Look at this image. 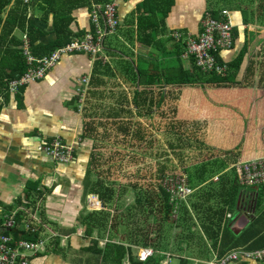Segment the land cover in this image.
Here are the masks:
<instances>
[{"label":"crops","instance_id":"0c3cea01","mask_svg":"<svg viewBox=\"0 0 264 264\" xmlns=\"http://www.w3.org/2000/svg\"><path fill=\"white\" fill-rule=\"evenodd\" d=\"M93 2L72 13L74 20L69 28L74 34L83 30L84 34L91 33L95 37L96 30L101 29L103 37L96 53L66 54L43 79L23 85L15 93L9 91L8 81L6 89L0 92L1 214L8 216L20 206L32 208V211L37 209L41 223L45 225L34 238L46 240L45 250L31 257L29 264H97L98 258L86 248L102 236L98 235L97 226V229L92 228L91 235L85 231L98 216L94 212L102 208L98 192L116 186L143 187L140 179L145 180L146 176L150 179L149 173L165 166L164 162H159V157L166 156L167 151L161 148L158 153L147 154L146 149L152 148L146 144V138L149 131L155 129L157 133L162 132L168 144L176 142L165 132L166 107L170 109V120L175 121L172 131L179 135L190 129L207 148H202V157L194 162L189 160L185 166H167L171 174L183 172L187 175L185 169L192 171L203 163L210 164L214 172L207 181L195 183L191 197L197 198L194 194L199 187L208 183L214 185L215 192H200L196 194L200 200H196L214 208L211 213L224 208L221 227L228 224L234 239L239 242V247L232 251L246 250L245 247L256 240L261 243L249 251L263 249L264 184L240 188L233 165L264 156V0H173L161 30L151 34L145 31V36L137 35L135 26L134 6L141 0H117L120 24L113 32L105 29L101 12H98V22L93 21ZM206 12H217V20L228 19L232 34L236 33V39L232 35V48L222 52L219 60L225 64L236 61L242 46L248 42L238 69L231 71L227 67L224 78L229 73L233 78L207 86L205 95L197 87L187 88L188 91L182 93L183 87L139 85L138 70H142L147 78L151 64L162 65L171 57L184 70L190 69L193 60L182 57L183 39L199 33ZM26 18L44 33L37 44L45 45L56 39L51 31V16L43 21L40 13L28 5ZM175 31L182 34V40L175 41L171 37ZM11 36L21 41L22 48L25 36L29 45L26 34L18 29L14 28ZM76 38L73 36L71 41ZM145 39L149 44L144 43ZM82 78H87V82L79 84ZM78 86L82 88L80 93H76ZM151 89L155 90L151 93ZM169 89L175 93L170 100L167 98ZM143 92L146 100L140 98ZM148 100L163 104L150 111ZM196 100L204 112H198L188 123L184 120V106L199 110ZM136 101L137 108L134 107ZM155 113H158L159 124H165L163 129L158 125L157 129L151 128L150 117ZM187 127L189 129H184ZM56 138L74 147L73 159L68 164L53 162L37 151L41 143ZM234 149L235 160L228 162L222 154ZM144 155L152 157V165H148ZM220 157L224 160L215 162ZM211 181H217V184ZM241 192L245 204L238 213L235 207ZM30 194L34 202L31 207ZM94 201H98L99 208L91 207ZM210 201L213 203L209 204ZM233 210L236 211L234 218ZM17 214L19 219H16L23 225L27 214L22 211ZM98 223L100 227L101 221ZM78 228L84 230L83 236L76 235ZM50 231L57 232L58 237L48 238ZM93 232L100 239L93 237ZM11 234L14 236L13 231ZM220 234L221 231L219 237ZM62 238L66 245L61 244ZM244 241L248 242L243 245ZM207 242L210 250L213 243L216 249L210 253V261L218 256L220 243L219 238ZM228 264H264V260H237Z\"/></svg>","mask_w":264,"mask_h":264},{"label":"trees","instance_id":"16d2710c","mask_svg":"<svg viewBox=\"0 0 264 264\" xmlns=\"http://www.w3.org/2000/svg\"><path fill=\"white\" fill-rule=\"evenodd\" d=\"M91 1L103 3L109 0H28V3L26 4L23 3L22 0H0V92L3 89H6L8 81L20 78V76L24 74L23 72L27 68L25 58L22 54L23 48L21 41L11 36L14 28L26 34L29 42L30 53L32 56L42 57L48 55L59 47L68 44L72 40L71 38L73 36H75L76 38L84 34L83 30L74 34L70 30L69 26L74 20V18L72 17V13L77 10V8L90 4ZM10 3L12 4L10 5ZM172 3L173 0H141V3H136L134 7L136 11L135 26L137 35L139 33V35L145 36V31H148L149 34H151L156 33L157 30H161L159 28L163 26V21L170 10ZM28 5L32 6L38 13H40V18L43 21H47L49 16L52 17L51 31L56 35L55 40L45 45L36 43V41L40 37H42L44 33L34 25L31 19L27 20L26 15ZM210 15L212 18H219V14L217 12H210ZM157 21L159 22L157 23ZM247 32L248 31L245 30V34H247ZM232 35H234L233 39H236L235 31ZM144 43L149 44V40L145 39ZM247 43L248 42L246 41V43H244V45L242 46L241 52L236 56V61L226 63L228 69H230L231 71H236L241 59L245 57L244 55L247 50ZM193 64L194 63L192 61V66L190 67V69L184 70L180 65H177V62L173 57L168 58V60L162 65L151 64L149 66L150 73L148 74L147 78L142 74V70H138L137 77L139 85L150 87L155 86L156 84H161L171 88L183 87L182 93L185 90L188 91L187 88L197 87L202 89L203 94L205 95V88L207 86H214V84L227 82L229 81V79L233 78L231 73H229L226 78L218 77L214 74L202 73ZM154 90L155 89H151L149 91L152 93ZM174 94V91L169 89L167 92L168 100H170ZM143 97H146L144 95V92L140 95V98ZM162 104V102L161 104H158V101L152 103L150 100H148V107H151L150 111L156 109L159 105ZM134 105L135 108L138 107L137 101ZM143 106H146V104L143 103ZM181 123L184 124V122ZM174 125L175 121L171 120L167 123L165 129L167 137L170 136L176 141L175 143L169 142V151L166 153V159H171L170 155H172V157L174 155V157L178 160V163L185 166L186 164H188L189 160L194 162L195 160L201 158L203 154L202 152L204 151L202 150V148L207 149L206 147H204L202 140L194 135V132H191L189 127L184 128L189 130H184L181 134L176 135L172 131L174 129ZM175 144L177 145L175 146ZM176 149L178 150L177 152ZM234 151L235 149L228 152H223L222 155H224L225 160H227L228 162H234ZM224 158L220 157L218 158L220 160L215 162H221L222 160H224ZM166 162L170 163V161L168 160ZM166 162L165 166L162 165L161 167H159L157 172L154 173V179L151 180L153 186L155 187V191L157 192V198L159 199V201H161L158 203V212L162 214L161 220H158V224L161 225V228H163L165 225H168V227L172 225L176 228H180L182 231H187L189 235L186 237V241L191 242V240H194L196 242L195 245L197 247H200L198 251L199 255L205 256V258H207L201 261L204 262V264L209 261L210 253L216 250L214 243L212 250L207 247L206 241H208L209 239L213 241L214 239L219 238L220 248L217 250V259H221L230 251L237 249L239 247V242L234 239V236L231 234V231L229 229L230 226L227 224L221 227V220L223 215H225L224 208H220V211L216 210L211 213L214 208H211L210 205H207L202 201L190 203L189 206H187L186 204H182L177 211V218L173 221V223H169L168 219L173 212V205L169 203V194L166 193L162 189L161 184H159L164 176L171 175L172 173V171L168 169L167 166L169 165H166ZM166 170H168L169 173ZM185 171L187 172V179L190 186L194 188L196 186V182L203 183L207 181L208 176L214 172V168L210 167V164L203 163L198 168H193L192 171L188 169H185ZM114 190V187H110L107 188L105 192H98L102 207H106L112 202ZM125 190L127 189L123 188L122 192ZM141 196V193H139L138 196L135 197V203L132 207H127L128 209L126 210V216L123 218L129 219V213L131 216L132 210L135 212H141L142 215V213H145L147 211L146 208H150V211L148 212L151 215V208L153 206L154 200L149 201L148 198H142ZM191 198H193V196ZM244 204L245 203L242 200L241 192L239 201L237 203V206L235 207L238 213H240L241 209H243ZM91 207L99 208L98 201H94V204L91 205ZM98 212H94V214ZM106 216L107 215L104 212L105 221ZM135 217L136 216H134V218ZM16 218L19 219V214L16 215ZM97 220L98 218L94 217V224L87 225L85 231L87 235H91L92 228H96V226L99 227V223L96 224ZM143 220L147 221L146 217ZM194 224H197L199 226L201 233L200 231H197L196 233V230L192 231L191 227H194ZM103 226L104 220H102V223L100 224V227ZM12 231L15 238H24L25 236L27 240L33 241L36 236V234L31 235L19 233L16 230ZM157 231L159 233V236H161L162 230L159 229ZM219 231H221L220 237ZM138 235L139 234L137 233H134L133 237H131V235H127V237L129 238H127L125 242H115L114 240H111V238H108L103 247H98V242L96 240L92 242V245L86 248V250H90L89 252H91L98 258L99 264H122L124 260H126L128 264H161V261L163 260V258L161 257L164 256L156 253H154V255L148 258L145 262H140L137 260V249H135L134 247L146 248L150 246V244H148L146 240H142ZM134 238L135 240H133ZM252 238L253 237H251V239ZM247 242L248 241H244L243 245H245V243ZM259 243H261L259 240L252 241L250 245L245 247L246 251L255 249V246ZM153 247L155 249V252L161 251L158 250V248L163 249V247L158 244L154 245ZM188 247L190 248V244H188ZM179 262L180 264L190 263L187 258H181Z\"/></svg>","mask_w":264,"mask_h":264},{"label":"built area","instance_id":"2783aa9c","mask_svg":"<svg viewBox=\"0 0 264 264\" xmlns=\"http://www.w3.org/2000/svg\"><path fill=\"white\" fill-rule=\"evenodd\" d=\"M24 1L28 2V0ZM117 8V0H109L103 3L93 2V21L95 23L98 22V12H101L105 29H108V32L115 31L120 24ZM96 31V37L91 33L84 34L80 38L74 39L41 58H35L31 55L29 45L24 36L23 55L25 56L28 68L20 78L9 81V91L15 93L19 87L43 79L46 73L55 67L61 57L66 54L96 53L99 49V42L103 37L101 29H97ZM171 37L175 41H180L183 36L181 33L175 31L172 32ZM183 43L185 50L182 57L185 59L191 58L199 71L205 74H214L218 77L226 76L227 66L225 62L219 60V56L222 52L230 50L233 45L232 25L228 19L217 20L212 18L209 13H204L199 33L195 37L187 35L183 39ZM86 82L87 78H82L78 81L79 84ZM81 91V86H78L76 93H80ZM37 151L53 162L68 164L73 159L74 147L56 138L50 142L41 143L37 147ZM233 172L238 186L242 189L263 185L264 156L247 162H237L233 165ZM159 184L169 194V201L173 202L177 207L176 209L174 208L175 214L183 204V201H186L187 197H191L194 193V188L190 186L187 175L183 172L166 175L161 179ZM18 211H22L25 215L27 214V219H24L23 225L16 219ZM44 228L45 225L41 223L37 209L30 211L29 208L20 206L10 211L8 216L1 214L0 209V264H29L31 257L45 250V239L30 241L21 237L15 238L11 234L12 230H16L19 233L37 235ZM49 236L50 238L58 237L51 231L49 232ZM134 248H137L136 258L140 262H145L155 253L154 250L148 247ZM168 257L169 255H167ZM237 260L261 262L264 260V248L258 251L235 250L221 259L213 258L208 264H228ZM161 264H167V260H164Z\"/></svg>","mask_w":264,"mask_h":264},{"label":"rangeland","instance_id":"374dc122","mask_svg":"<svg viewBox=\"0 0 264 264\" xmlns=\"http://www.w3.org/2000/svg\"><path fill=\"white\" fill-rule=\"evenodd\" d=\"M196 102H197L196 106L199 108V110L197 108L187 109L186 108L187 105L184 106L185 111H186V114L184 116V118H185L184 120L188 123L190 122V120L194 116H196V114L198 112H200L201 110L204 112V109H202L201 106L198 104V100H196ZM169 112H170V109L166 107L165 113L168 114ZM156 114H157V116H156ZM170 118H172V116H169V114H168V118H167L168 122H169ZM150 125L153 126L151 128L155 127L156 129H157V125L159 127H161L162 129L165 126V124H159L158 113H155L154 117H150ZM149 132H150V134L146 138V142H147L146 144H149V146L152 149H146V153L147 154H153V152L158 153L159 151H161V148H164V152H166V151L168 152L169 151L168 141L166 138L163 137V135L161 134L162 132L157 133L155 131V129H152ZM144 156L146 157V155H144ZM159 158H161V160H159ZM159 158H157V160H159V162H164V164L167 160L170 161V163L166 162V165L168 164L169 166L170 165L176 166V164H179L178 160L174 157V155H173V157H172V155H170L171 159H166V156H162ZM147 159H148V165H152L154 162L152 157L147 155L146 160ZM152 175H154V172L151 174L149 173L150 179H148V177L146 176V177H144L145 180H141V179L139 180V183H142V184H140V186H143V187L130 185L129 187H127V186H116L117 189L114 188L115 190H114L112 202L109 205H107L106 207H102L100 209L101 212L95 213L96 215H98V216H95L96 218L98 217V220L96 221V223H98L99 220L102 223V220H104V226L103 227H97L99 229L98 235L99 236L101 235L102 239H100L98 237V235L94 232L92 233V236L93 237L97 236V238L100 239V240H98V246L103 247L105 242L108 240V238H111V240L113 239L115 242H125V240L127 238H129V237H127V235H131V237H133V234L137 233V234H139L138 235L139 238H141L142 240H146L147 243L150 244V246L148 248L155 251V249L153 247L154 245L158 244V245H161L163 247V249L158 248V250H161V251L155 252L156 254L164 256V257L159 256V257L163 258L161 263H163L164 260H167V264H180L179 260L181 258H187L190 262L189 264H204V262H201V261L204 259H207V258H205V256L199 255V252H198L199 249H197L198 247L195 245L194 240H191V242L186 241V237L189 235V233L187 231H182L180 228H176L172 225L170 227H168V225H165L163 228H161V225L158 224V220H161V217H162V214L158 212V203L161 201H159V199L157 198V195H156L157 192L155 191V187L153 186V183L151 182ZM143 181H144V184H143ZM211 182L216 183L217 181H211ZM213 186L214 185H209V183L205 184V185L198 188V191L196 192V194H199L200 192L201 193L205 192V194H209L212 191L215 192L216 188H214ZM123 188H126L127 190L122 192ZM210 188H212L213 190ZM139 193H141L142 198H148L149 201L154 200L153 206L151 208V211H152L151 215L148 212V211H150V208H146L147 211L145 213H142V215H141V212H135L132 210L131 216L129 213V217H130L129 219L123 218L126 216V210L128 208L132 207L133 204L135 203L134 199L136 196H138ZM196 194L194 196L199 198L198 195H196ZM31 196H32V194L29 195L30 198H31ZM190 198L191 197H187V200L183 201V204H186L187 206H189L190 203L197 201L196 200L197 198H192L191 200H190ZM33 203L34 202L31 198L30 199V207L33 205ZM169 203H171L174 206L173 212L170 215V218L168 219L169 223L171 224V223H173L175 218H177L178 213H176V214L174 213L175 209L177 208L175 206V204L173 202H169ZM212 203H213L212 201L209 202V204H212ZM218 207H219V205H218ZM31 210H32V208H30V211ZM129 211H130V209H129ZM104 212L107 215L106 221L104 219ZM134 216H136V217L134 218ZM235 216H236V211L233 210L232 211V217L234 218ZM145 217H146L147 221L143 220ZM89 219L92 220L91 217ZM167 223H168V221H167ZM159 229L162 230L161 236H159V233L157 231ZM191 229H192V231L196 230V233H197V231L198 232L200 231V228L197 224H194V227H191ZM83 231H84L83 229L81 230L80 228H78L76 231V235L83 236V233H84ZM200 233H201V231H200ZM55 234H56V236H58L57 232H55ZM190 234H191V232H190ZM48 238H49V234H48ZM179 239H182V240H179ZM133 240H135V238ZM66 243L67 242L64 241L62 238L61 244L66 245ZM188 244H190V248L188 247ZM206 244L208 245V242ZM140 248H144V247H140ZM135 249H137V248H135ZM167 255H169L168 258H167ZM211 258L212 257L209 255V259H211ZM208 262L207 263L205 262V263L208 264ZM122 264H128V262L126 260H124Z\"/></svg>","mask_w":264,"mask_h":264}]
</instances>
